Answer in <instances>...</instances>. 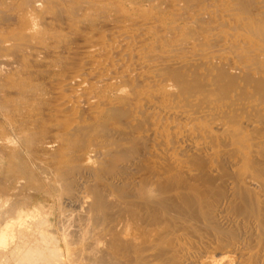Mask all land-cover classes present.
Here are the masks:
<instances>
[{
	"label": "bare ground",
	"instance_id": "6f19581e",
	"mask_svg": "<svg viewBox=\"0 0 264 264\" xmlns=\"http://www.w3.org/2000/svg\"><path fill=\"white\" fill-rule=\"evenodd\" d=\"M72 3L80 7L66 16L54 0H22L21 16L12 7L2 25L32 31L9 30L10 39L6 30L0 39L11 41L0 44L31 45L34 29L45 35L41 50L59 67L49 74L61 78L49 89L67 95L55 103L59 133L77 161L109 155L100 186L80 183L85 197L69 179L82 221L110 222L96 232L93 256L100 264H264V0Z\"/></svg>",
	"mask_w": 264,
	"mask_h": 264
},
{
	"label": "rangeland",
	"instance_id": "374dc122",
	"mask_svg": "<svg viewBox=\"0 0 264 264\" xmlns=\"http://www.w3.org/2000/svg\"><path fill=\"white\" fill-rule=\"evenodd\" d=\"M21 1L0 0V13L8 15V17H14V13L12 12L15 11L19 18L21 13L18 11V8L22 10ZM54 1L58 4L59 8L62 6V8L64 7L67 10L66 16H69L68 12L71 14L73 9L80 7V4H76L75 6L72 3L75 0ZM69 1L70 4L68 3ZM12 2L16 3L17 6H14ZM12 7L15 8V10L13 9L14 11L11 10ZM143 9L148 10V7H144ZM0 17V21L2 20L0 22V27H2L0 28L1 35L9 34V38L11 39L14 34L20 36V32L25 31V29H22L18 34L17 31L19 30L16 31L15 29L14 31V29L10 28L11 34L15 32L12 36L7 29V23L6 26L2 25L4 24V18L7 16L0 15ZM30 21L29 23H33V20ZM178 25L185 30H189L188 28L194 29V24L186 21H179ZM29 30L32 31V27L27 29L26 33L24 32L25 35ZM34 30L33 33L29 32L30 36L35 37L33 39L30 38L32 40L31 45L33 46L29 44L30 40L29 43L25 41V44L22 43L24 42L22 40L18 41L20 43L17 42V44L22 43L24 45L22 50L16 48V43H13L16 46H13L12 42L5 45L4 42L8 36L7 38L6 36H1L2 40L0 39V41H4L0 44V51H2L3 46L4 49L6 47V52L9 50L6 53L3 49L5 55L3 51L0 54L2 56H0V264H29V260L32 257L34 258L33 263L43 259L42 264H49L51 260L50 264H94V262L95 264H100L99 260L95 257L96 252L93 250L95 249L94 245L99 242L97 241L99 236H97L96 232L102 233L105 228L109 227L110 222L105 219V221H101L102 224L100 222L99 225H95L93 222L90 224V220L88 222L82 221L83 216L81 215V217L78 214L80 211L78 208L79 202L76 200L70 201V197L73 198V194L70 193L69 195L68 186L70 179L74 184V193L76 192L75 195L79 197L87 195L85 190L83 191L79 187L80 183L88 182L92 185L94 182L97 186L98 182L100 186L102 178L98 173L101 171L100 168L102 169L103 165L108 161L109 155L97 158L96 154L91 152L88 156L92 157L93 160L91 159L89 162H86L89 166H85L84 161H77V157L75 156L78 155L69 145V135L66 136L62 132L59 133L61 126L58 125L60 122H58L59 119L56 121V118L61 116V114L57 112L56 105L61 103L60 97L65 98L67 95L58 93L60 92L58 87H54V90L49 89L50 85L51 87L57 86L61 80L60 77L49 74V71H54V69L59 70V67H52L53 57L46 58L44 51L41 50L45 44L40 43V41L43 42L42 40L45 35L42 33V35L39 34L38 36L37 31L35 33L37 35H34ZM10 39L7 41H11ZM35 41L36 43H33ZM26 44L31 47L27 48ZM36 46L40 47V49ZM120 92L114 91L115 96L120 97ZM60 94L63 95L61 96ZM65 114L69 118V114ZM105 158L108 159L106 160ZM81 162L82 165H80ZM73 166L75 168L79 167V171L76 170V172L78 171L77 173L72 171ZM88 168L91 170L90 172ZM92 170L95 171H93L95 174ZM70 171L74 173L72 174L73 176ZM69 205L71 206L69 207ZM75 213L79 215L78 218H81L76 219L77 214L75 218ZM84 213L85 211H83ZM110 214H112V211L108 212V215ZM83 222L84 224H82ZM77 226L79 227L77 228ZM86 227L89 229L87 230ZM90 233L92 234L91 236ZM89 245L92 249L89 248ZM30 248L33 252L37 253L35 257ZM30 253L33 254L32 257ZM82 254L86 258L83 259L84 256ZM53 257L55 261H53ZM27 261L29 262L27 263Z\"/></svg>",
	"mask_w": 264,
	"mask_h": 264
}]
</instances>
